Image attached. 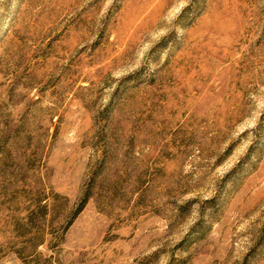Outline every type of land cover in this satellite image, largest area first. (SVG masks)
I'll use <instances>...</instances> for the list:
<instances>
[{
	"label": "rangeland",
	"instance_id": "rangeland-1",
	"mask_svg": "<svg viewBox=\"0 0 264 264\" xmlns=\"http://www.w3.org/2000/svg\"><path fill=\"white\" fill-rule=\"evenodd\" d=\"M0 264H264V0H0Z\"/></svg>",
	"mask_w": 264,
	"mask_h": 264
},
{
	"label": "trees",
	"instance_id": "trees-1",
	"mask_svg": "<svg viewBox=\"0 0 264 264\" xmlns=\"http://www.w3.org/2000/svg\"><path fill=\"white\" fill-rule=\"evenodd\" d=\"M85 202H86V200L83 201L82 206L80 207V209L78 210V212H81V211H82V209H83V207H84V205H85V204H84Z\"/></svg>",
	"mask_w": 264,
	"mask_h": 264
}]
</instances>
